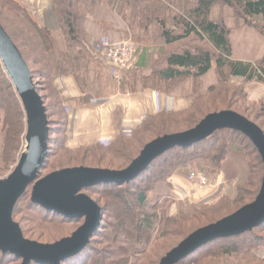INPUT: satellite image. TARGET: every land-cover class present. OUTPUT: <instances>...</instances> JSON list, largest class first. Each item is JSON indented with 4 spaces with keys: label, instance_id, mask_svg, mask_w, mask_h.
I'll return each instance as SVG.
<instances>
[{
    "label": "trees",
    "instance_id": "obj_1",
    "mask_svg": "<svg viewBox=\"0 0 264 264\" xmlns=\"http://www.w3.org/2000/svg\"><path fill=\"white\" fill-rule=\"evenodd\" d=\"M43 2L56 13L57 31L34 19L30 6L21 0H0V10L10 19L14 15L12 20L21 26V33L12 34V30L17 29L15 24L11 23L10 30L1 19L0 23L29 65L33 81L39 70H33L32 63L43 70L39 72L54 89L59 106L57 114L64 121L62 138L50 136V148L39 176L43 171L52 173L75 167L124 170L150 142L167 134L193 129L211 113L235 111L264 131L256 121L264 119V101L253 102L246 91L248 83L264 84V0ZM216 9L219 15L214 18ZM227 10L231 11V16L225 14ZM230 19L234 26H229ZM104 38L112 42L131 39L137 49H156L150 55L149 73L132 70L122 74L121 91L155 90L171 96H193L185 108L148 116L130 138L120 136L108 147L95 141L82 144L69 139L66 100L57 83L59 78H72L82 93L107 88L109 80L104 83V75L108 65L95 48ZM241 44L252 46L256 54L241 55ZM242 56L251 61L238 58ZM209 76H214L215 80L206 86ZM237 78L243 79V83H236ZM37 91L40 93L38 87ZM43 101L45 104L44 97ZM246 105L257 108L255 121L245 114L253 113ZM48 110L46 107L49 115ZM12 111L20 114V136L23 137L25 130L27 132L26 114L0 60L1 121L3 125L7 123L9 136L5 135V141L16 144V150L13 147L8 150L10 159L5 156L10 166L4 173L16 166L21 151V137L16 138L18 126L14 129ZM53 145L59 147L57 152ZM197 166L214 175L219 183L235 181L237 199L222 195L215 202L195 210L182 201V192L190 194L194 189L189 171ZM263 174L261 155L252 141L240 132L222 130L189 147H176L154 161L134 181L101 184L83 191L99 204L102 221L105 215L109 221L105 227L110 230L102 235L101 226L86 249L61 264H160L164 255L196 230L252 203L260 192ZM32 188L33 185L19 200L13 215L25 238L55 243L71 236L84 219H69L34 204ZM262 232L264 223L243 235L217 239L178 264H194L207 259L214 260L213 264H264V259L256 255L264 248ZM99 235L108 247L106 250L92 248L93 239ZM161 250L164 255L159 253ZM22 262L21 258L0 251V264Z\"/></svg>",
    "mask_w": 264,
    "mask_h": 264
},
{
    "label": "water",
    "instance_id": "obj_2",
    "mask_svg": "<svg viewBox=\"0 0 264 264\" xmlns=\"http://www.w3.org/2000/svg\"><path fill=\"white\" fill-rule=\"evenodd\" d=\"M0 60L12 81L26 113V149L17 166L0 180V251L23 260L22 264H61L79 255L90 244L102 220V209L84 190L101 184H125L134 181L168 151L186 148L212 137L222 130L247 136L261 155L264 168V131L241 114L226 110L212 113L195 128L167 134L147 144L124 170L75 167L52 172L39 179L48 155L50 128L46 108L36 90L29 65L0 23ZM33 185L31 201L42 208L84 223L69 237L44 244L25 238L13 218L19 200ZM264 223V174L256 199L235 213L201 228L176 248L160 264H178L196 250L217 239L243 235Z\"/></svg>",
    "mask_w": 264,
    "mask_h": 264
},
{
    "label": "crops",
    "instance_id": "obj_3",
    "mask_svg": "<svg viewBox=\"0 0 264 264\" xmlns=\"http://www.w3.org/2000/svg\"><path fill=\"white\" fill-rule=\"evenodd\" d=\"M43 3V1L40 2L39 22L57 31L59 26L56 13ZM218 15L219 10L216 9L213 16L217 18ZM226 15L231 16V13ZM228 24L229 26L235 25L231 19ZM239 46L241 55L249 57L256 54L250 45L241 44ZM155 51V47L137 49L135 67L132 70L149 73L150 55ZM248 57L238 58L251 61ZM105 71L104 78L109 80V84H107V88L102 90V93L97 92L98 94L82 93L78 84L72 78H59L57 81L66 100V121L68 137L71 141L82 144L95 141L100 144V140L111 139L112 143L118 137L124 136L122 134L123 129L135 131L148 116L163 110L177 111L183 109L193 100L192 95L171 96L155 90L123 92L121 91L122 76L121 78L114 77L108 66ZM214 80V76H209L206 86ZM243 81L241 78L235 79L236 83H243ZM246 91L253 102L264 101V84L248 83L246 84ZM97 101H107V104H95Z\"/></svg>",
    "mask_w": 264,
    "mask_h": 264
},
{
    "label": "rangeland",
    "instance_id": "obj_4",
    "mask_svg": "<svg viewBox=\"0 0 264 264\" xmlns=\"http://www.w3.org/2000/svg\"><path fill=\"white\" fill-rule=\"evenodd\" d=\"M22 3H25L26 5H29L30 7V14L31 16L38 20L39 21V10H40V2L43 1V0H21ZM31 3V4H30ZM44 4V3H43ZM4 10H0V19L1 21L11 30V23L13 26H16L17 29H14V31L12 30V34L15 35V36H18L19 33H21V26H18L16 23L17 21L16 20H12L14 18V15L12 16V18H8L5 16V14L3 13ZM227 13H231V11L227 10L225 12V14ZM19 27V28H18ZM15 30H17L15 32ZM106 39H109V38H106ZM110 40V39H109ZM123 40H131V39H122L120 41H123ZM111 41V40H110ZM133 42V40H131ZM112 42V41H111ZM119 42V41H118ZM116 43V42H114ZM134 43V42H133ZM135 45V43H134ZM135 49H136V54H137V47L135 45ZM136 57V55H135ZM32 69L33 70H39V71H43L41 69V67L37 66L36 64H33L32 63ZM37 71L35 77V86H36V90H37V87H38V90L40 91V93L38 92V94L41 96L42 100H43V97L45 99V108L48 107V111H49V115L47 114V118H48V126L50 128V132L52 130V132L49 134V140H50V136L53 137V138H59L61 139V135H60V132L63 131L65 129V126H64V121L62 119V117L60 115H58V105H57V97H56V93L54 92V89H52V87L49 85V81H47V79H45V77H43V73ZM123 74V73H122ZM122 74L119 76V78H121ZM105 76V75H104ZM106 79L105 81H107V78H104ZM103 79V80H104ZM98 89V88H97ZM96 89V90H97ZM94 91L93 93H90L88 91V94H98L97 92L98 91ZM85 92V93H86ZM99 92L102 93V91L100 90ZM44 103V101H43ZM247 107L251 108L253 111V113H251V111H249L248 113H245L247 116H249L251 119H253L254 121L256 120V115H254V111H257V108H252L251 106L249 105H246ZM14 111H12V115H11V118H12V121L14 123V129H16V127L18 126L17 128V132H16V138L19 136L20 140H21V143H20V154H19V159L21 157V154L25 151L26 149V130H25V134L22 136H20V133L22 131L21 127L19 128V126L21 125V118H20V114L18 113L17 115L13 114ZM222 112V111H221ZM235 112V111H234ZM218 113V112H216ZM26 114V113H25ZM212 114V113H211ZM243 116V115H242ZM245 117V116H244ZM247 118V117H246ZM249 119V118H247ZM23 120V119H22ZM250 120V119H249ZM24 121H25V124H26V118H24ZM251 121V120H250ZM260 125H262V127H264V119H261V120H256ZM6 122V120L4 121ZM1 121V114H0V180L1 179H5L13 170L14 168L17 166H14V167H11L7 172L4 173V171L6 169H8V167L10 166L9 164V159H10V154L9 153V149L10 147H13V150L15 149V146L16 144L13 143L12 145V141L11 143L8 141H5V135H8V131H7V123H3ZM255 123V122H254ZM50 124V125H49ZM256 124V123H255ZM258 125V124H256ZM259 126V125H258ZM260 127V126H259ZM134 132V131H133ZM23 134V133H22ZM133 135V133H132ZM9 136V135H8ZM124 137H127L124 135ZM131 137V136H130ZM129 137V138H130ZM18 140V138H17ZM7 142V143H6ZM15 142V141H14ZM8 145H9V148H8ZM100 146L102 147H108V146H105L103 144H99ZM6 146V147H5ZM53 147L55 148V152H57V150H59V147H56V145H53ZM6 148V149H5ZM8 148V149H7ZM49 148H50V144H49V141H48V151H49ZM12 149V148H11ZM16 150V149H15ZM8 151V152H7ZM8 160H6V157ZM5 157V158H4ZM198 168H196L195 170H190L189 172H199V173H202L204 175H206L208 177V179L210 180L211 184L213 185L212 187L210 188H207L206 190H202V191H199L195 185L193 184V190L192 192L189 194L190 197H185L183 196L182 198V201H185V202H188V204L192 207L193 210H195L196 208H202L204 206H206L207 204H211L213 202H215L219 197H221L222 195H226V196H229L233 199H237V183L235 181H232V182H217L216 181V178L214 175L212 174H207L205 173L204 171L201 170V167L200 166H197ZM48 174H50L49 171H43L41 176H39V179L40 178H43L45 176H47ZM222 186V188L220 189V191L218 190L219 186ZM219 192V194L210 199V201L207 200V198L209 197L210 194L212 193H215V192ZM30 197V196H29ZM96 198V197H95ZM207 200V201H206ZM250 204V203H249ZM245 206V205H244ZM243 207V206H242ZM241 207V208H242ZM240 209V208H239ZM238 209V210H239ZM237 210V211H238ZM235 213V212H234ZM84 223V220L81 221V223L77 225V229ZM109 223L108 219L106 220V217L104 215V219L103 221L101 220V224L98 228V230L100 229L101 227V234L104 235L105 233H107L109 230H110V227H105L107 224ZM211 225V224H210ZM209 226V225H208ZM204 228V227H203ZM201 229V228H200ZM199 230V229H198ZM197 231V230H196ZM73 234V233H72ZM262 234L264 235V232H262ZM102 235H99L97 237V239H93V247L94 249H97L99 251L101 250H106V248H108L104 243H103V238H102ZM92 239V238H91ZM35 241V240H33ZM184 241V240H183ZM40 243H43V242H40ZM44 244H49V243H44ZM180 243L177 244V246L179 245ZM177 246H175L174 248H176ZM104 252V251H102ZM161 255H164V250H161L159 252ZM256 255L260 258H263L264 259V248L263 249H260L258 252H256ZM165 257V255H164ZM213 262H215L214 260H211V259H207L206 261H196V263L194 264H213ZM161 263V262H160ZM191 264V263H190Z\"/></svg>",
    "mask_w": 264,
    "mask_h": 264
},
{
    "label": "built area",
    "instance_id": "obj_5",
    "mask_svg": "<svg viewBox=\"0 0 264 264\" xmlns=\"http://www.w3.org/2000/svg\"><path fill=\"white\" fill-rule=\"evenodd\" d=\"M95 48L102 56H104L106 63L113 69L115 75H118L122 71L129 70L134 66L133 59L136 49L134 43L131 40H123L114 43L109 39H103L102 41L95 44ZM95 104L103 105L107 104V101H97ZM132 133V129H123L122 131V134L127 137L132 136ZM111 141V139H104L100 140V143L108 146ZM189 179L194 183L195 187L199 191L206 190L207 188L213 186L208 177L199 172H191ZM218 188L220 191L222 186L220 185ZM218 194V191L210 194L207 200L210 201V199L216 197ZM182 195L185 197H190L189 194L184 192H182Z\"/></svg>",
    "mask_w": 264,
    "mask_h": 264
},
{
    "label": "bare ground",
    "instance_id": "obj_6",
    "mask_svg": "<svg viewBox=\"0 0 264 264\" xmlns=\"http://www.w3.org/2000/svg\"><path fill=\"white\" fill-rule=\"evenodd\" d=\"M104 39H106V38H104ZM102 40H103V39H102ZM102 40H101V41H102ZM96 52H97L98 55L102 56L97 50H96ZM135 55H136V52H135ZM135 55H134V59H133L134 66H133L131 69H129V70H126V71H122V72H120L118 75H115L114 72H113V69H112L111 67L108 66V67L111 69L113 76L116 77V78H119V76H120L122 73L130 72L132 69H134V67H135V62H136V57H135ZM102 57H103V59H104V56H102ZM104 60H105V59H104ZM105 62H106V61H105ZM106 64H107V63H106ZM107 65H108V64H107Z\"/></svg>",
    "mask_w": 264,
    "mask_h": 264
}]
</instances>
